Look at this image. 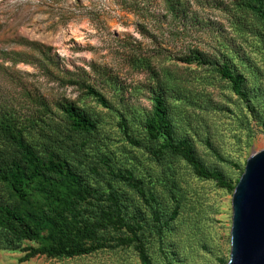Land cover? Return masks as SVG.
<instances>
[{
	"label": "rangeland",
	"instance_id": "1",
	"mask_svg": "<svg viewBox=\"0 0 264 264\" xmlns=\"http://www.w3.org/2000/svg\"><path fill=\"white\" fill-rule=\"evenodd\" d=\"M189 2L190 16L180 21L167 13L165 0H0V96L19 97L24 85L47 97L57 115L61 112L57 99L83 97L75 86L50 79L42 55L29 43L49 47L64 69L106 68L111 76L98 88L112 108L94 98L86 99V105L101 119V137L113 136L114 143L123 142L147 164V154L130 145L119 126L123 113L133 123L129 129L142 139L136 127L153 108L150 86L154 83L147 72L131 65L129 57L135 52L146 55L161 71L179 128L191 135L204 163L224 174L227 185L199 175L185 160L178 163L184 186L181 208L172 228L165 230L164 243L149 245L153 264L229 260L235 186L248 157L264 148L260 120H264V43L256 33L238 27L231 0ZM191 47L213 57H232L248 78L251 101L239 97L213 67L179 60ZM13 58L20 61L14 63ZM47 67L57 72V67ZM98 134L81 132L68 141L71 146L76 140L84 142L85 149L95 144L103 148ZM2 142L0 138V152L8 153ZM145 166L138 164L139 170ZM33 186L26 187L32 192ZM0 202L22 212L29 207L27 201H20L9 179L0 178ZM44 241L24 239L16 249L0 248V264H143L134 245L101 247L75 257H29Z\"/></svg>",
	"mask_w": 264,
	"mask_h": 264
},
{
	"label": "trees",
	"instance_id": "2",
	"mask_svg": "<svg viewBox=\"0 0 264 264\" xmlns=\"http://www.w3.org/2000/svg\"><path fill=\"white\" fill-rule=\"evenodd\" d=\"M231 2L238 27L256 33L264 43V0ZM165 8L180 21L191 13L189 0H165ZM30 44L47 64L42 63L47 76L60 85L75 86L83 97L79 101L67 96L57 99L55 105L62 112L57 115L47 97L24 85L19 97L0 96L1 144L10 150L0 152V178L11 180L20 201L29 203L22 212L0 202V248L16 249L24 239H46L28 256L75 257L101 247L134 245L143 264H153L149 245L164 243L165 230L172 228L181 208L184 186L178 163L185 160L199 175L227 185L224 174L204 163L191 135L179 128L170 91L148 56L135 52L129 57L131 65L147 72L154 83L150 86L153 108L136 127L142 139L129 129L133 123L123 113L119 124L128 143L147 154L145 164L123 142L114 143L109 134L101 137V119L86 105V99L94 98L112 108L98 88L111 76L106 68L64 69L59 58L50 55L49 47ZM179 60L213 67L239 97L251 101L248 78L232 57H213L191 47ZM48 65L57 67V72L48 70ZM121 99L125 100L124 94ZM94 130L103 148L95 144L85 149L78 140L69 144L75 134ZM138 164L146 166L139 170ZM28 183L34 184L32 192ZM33 193L36 197L30 198Z\"/></svg>",
	"mask_w": 264,
	"mask_h": 264
},
{
	"label": "water",
	"instance_id": "3",
	"mask_svg": "<svg viewBox=\"0 0 264 264\" xmlns=\"http://www.w3.org/2000/svg\"><path fill=\"white\" fill-rule=\"evenodd\" d=\"M232 207L231 250L224 264H264V148L248 157Z\"/></svg>",
	"mask_w": 264,
	"mask_h": 264
}]
</instances>
